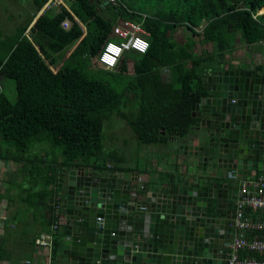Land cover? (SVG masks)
Instances as JSON below:
<instances>
[{"label": "trees", "instance_id": "obj_1", "mask_svg": "<svg viewBox=\"0 0 264 264\" xmlns=\"http://www.w3.org/2000/svg\"><path fill=\"white\" fill-rule=\"evenodd\" d=\"M71 1L73 16L63 7L42 12L29 38L17 37L0 57V82L2 77L14 81L16 91L11 102L0 87V160L29 165L24 202L46 212L59 203V183L67 169L103 168V130L113 111L142 144H165L169 137L188 134L195 121L192 106L213 60L194 52L195 37L212 43L219 59L233 31L247 44L264 40V14L253 18L264 0H139L141 7L135 5L138 0H105L103 8L101 2ZM47 2L37 0L36 8ZM65 18L72 20L68 29L61 26ZM120 20L141 23L149 48L134 56L125 52L115 68L103 69L98 55ZM177 27L190 36L177 41ZM164 68L168 81L161 77ZM130 92L137 108L120 111L122 97L123 106L131 104ZM41 144L48 149L35 155Z\"/></svg>", "mask_w": 264, "mask_h": 264}, {"label": "water", "instance_id": "obj_2", "mask_svg": "<svg viewBox=\"0 0 264 264\" xmlns=\"http://www.w3.org/2000/svg\"><path fill=\"white\" fill-rule=\"evenodd\" d=\"M202 84L192 134L175 141L177 173L146 205L115 174L67 171L62 264H227L237 190L222 172L264 164V73L219 66Z\"/></svg>", "mask_w": 264, "mask_h": 264}, {"label": "crops", "instance_id": "obj_3", "mask_svg": "<svg viewBox=\"0 0 264 264\" xmlns=\"http://www.w3.org/2000/svg\"><path fill=\"white\" fill-rule=\"evenodd\" d=\"M36 1L32 0L34 14L28 19H26L27 16L24 10V0H8L11 8H7L6 12L2 11L4 7L0 8V49L1 46L3 47L0 57L2 54L4 55V52L8 50L7 47L17 37L29 38L34 22L42 15V12H55L63 7L72 15L71 8L74 3L71 0H68V3L64 0V4L58 9L57 7H51L40 10L36 8ZM91 1H95L97 4L101 2L100 8H103L106 4L105 0ZM102 3L104 5L101 6ZM257 12L258 16L263 15L264 8H258ZM74 19L78 25H81L77 17H74ZM262 19L264 22V18ZM62 23L64 24V28L68 29L72 25V20L65 18ZM200 30L199 28L196 31L200 32ZM233 32L235 33L234 38H230L231 35L227 37L231 45L224 51L222 59H219V52L214 51L212 43H204L199 37H195L196 45L194 52L199 55L207 54L213 56V60L206 65L207 69L222 66L227 69L255 70L264 73V40L247 44L242 40L240 32ZM175 33L178 34L176 35ZM175 33L174 36L177 41H179V38L181 39L191 34L190 31L185 30L183 27H177ZM161 77L164 81H168L169 70L164 68ZM131 104H136V108L138 106L137 101L135 103L131 102ZM130 110H135V108ZM123 120L125 121L126 134H130V140L135 142V146L132 147L131 144L126 145L125 142L123 149H118L119 147L115 150L110 149L105 151L103 149L99 156L100 164L103 168L101 170L90 167L84 168L91 172H98L101 175L112 173L121 176L124 180L131 182L129 195L136 193L137 198L141 202H145L146 205L147 197L155 190V187L165 183L173 173H177L179 152L174 148L175 141L178 140L177 145L182 143V140L184 142L187 136L192 134L191 128L184 137H169L165 144L147 145L142 144L138 140L127 121ZM44 149L47 150L48 146L42 149H36L35 147L33 151H39L40 156H42V154L44 155ZM28 168L29 165L25 163L19 164L14 161L0 160V264H19L24 260H29L33 264H62L60 244L64 218L60 194L63 179L70 168L64 172L65 174L63 173L62 183H59L58 204L61 206V210L57 211L55 205L54 210L47 212L43 211V209H38V207L36 208L34 203L24 202L23 198L26 197V194L23 193L24 189H27L30 185L27 172L25 171ZM231 170L222 172V181L230 191L237 190L238 192L240 188L238 181L255 180L259 177L264 178V164H260L256 170L247 167L244 170H232L237 175L236 181L227 178V174ZM131 199L133 198L131 197ZM45 204L47 203L45 202ZM250 211L247 210L246 213L251 215ZM54 225L57 227L53 228ZM228 229L229 227L225 234L232 233L234 235V229L232 228V231ZM16 230H18L17 233H15ZM43 234H46L50 238V246L44 249L36 243V240L40 239V236Z\"/></svg>", "mask_w": 264, "mask_h": 264}, {"label": "built area", "instance_id": "obj_4", "mask_svg": "<svg viewBox=\"0 0 264 264\" xmlns=\"http://www.w3.org/2000/svg\"><path fill=\"white\" fill-rule=\"evenodd\" d=\"M113 4L117 0H106ZM64 0H48L44 8L61 7ZM258 12L253 14L256 20ZM64 27V24L61 23ZM148 34L141 23L120 21L111 33V39L98 55L97 64L105 68H114L125 52L144 54L149 43ZM234 178L233 173L228 174ZM251 210V215L246 211ZM42 249L50 246V238L46 234L36 240ZM231 253L227 264H264V178L240 182L235 201L234 237L230 244ZM19 264H33L24 260Z\"/></svg>", "mask_w": 264, "mask_h": 264}, {"label": "rangeland", "instance_id": "obj_5", "mask_svg": "<svg viewBox=\"0 0 264 264\" xmlns=\"http://www.w3.org/2000/svg\"><path fill=\"white\" fill-rule=\"evenodd\" d=\"M66 2L68 3V0H66ZM137 3L135 4L137 7H141V3L138 1H136ZM24 10H25V14H26V19H28L31 15L34 14V7L32 5V0H24ZM4 9L2 11H5L8 9L11 8V4L8 3V0H1L0 2V8H3ZM260 20L262 21L263 19H261L260 17ZM239 32V31H238ZM232 34H230V38H234V32H231ZM176 34V33H175ZM178 34V33H177ZM176 34V35H177ZM181 39L179 38V41ZM3 50V47L1 46V49H0V53L1 51ZM134 53L132 52H128V55H131V56H134L133 55ZM4 56L3 54L1 55V57ZM93 62V61H92ZM126 81L125 83L123 84L124 86L126 85ZM1 89L3 90L5 96L7 97V99L11 102L15 101V98H16V91H15V84H14V81L10 80V79H7V78H4L2 77L1 78V85H0ZM123 99L121 100L120 102V105H119V109L120 111H123V112H128L130 109H134L136 108L134 104H128L126 106H123V102H124V97H122ZM130 100L131 102L135 103L136 102V99L133 97V92H130ZM123 124V125H122ZM130 134H126V129H125V121L118 117L116 115V111H113L112 112V115H110V117L106 120L105 122V125H104V130H103V149L106 151V150H115L117 149V147H119L118 149H123L124 145H125V142H126V145L128 144H131V146H135V142L134 141H131L130 138L131 136ZM126 140V141H125ZM46 145L45 144H41V145H37L36 146V149H42V148H45ZM34 154L35 155H38L39 154V151L35 150L34 151ZM47 154H48V157L50 159L52 154L50 152L47 151ZM49 159V160H50ZM18 230H16L15 233H17Z\"/></svg>", "mask_w": 264, "mask_h": 264}, {"label": "bare ground", "instance_id": "obj_6", "mask_svg": "<svg viewBox=\"0 0 264 264\" xmlns=\"http://www.w3.org/2000/svg\"><path fill=\"white\" fill-rule=\"evenodd\" d=\"M229 173H233V175H234V178H229V176H228V174ZM228 174H227V178L228 179H234L233 181H236V179H237V175L234 173V171H232L231 170V172H228ZM116 175V174H115ZM236 175V176H235ZM118 176V175H117ZM119 177H121V176H119ZM239 182V184H240V182L241 181H238ZM133 189V188H132ZM130 190H131V188H130ZM130 190H129V193H130ZM239 191V190H238ZM237 195H238V192H237ZM132 198H137V196H136V193H133L132 195H130ZM236 201V200H235ZM56 209H57V211H60L61 210V206H59V204L58 205H56ZM234 213H235V209H234ZM98 220H100V218H98ZM233 226H232V228L234 229V214H233ZM57 226L56 225H54L53 226V228H56ZM232 234V233H231ZM232 236L234 237V235L232 234ZM233 237H232V239H231V241H230V243L232 242V240H233ZM230 243H229V245H228V248L230 247ZM229 250H230V248H229ZM230 253H231V250H230ZM230 253H229V255H230ZM229 258V257H228ZM228 258H227V261H228Z\"/></svg>", "mask_w": 264, "mask_h": 264}, {"label": "clouds", "instance_id": "obj_7", "mask_svg": "<svg viewBox=\"0 0 264 264\" xmlns=\"http://www.w3.org/2000/svg\"><path fill=\"white\" fill-rule=\"evenodd\" d=\"M64 28V27H63ZM118 64V63H117ZM98 66H100V65H98ZM101 68H103V69H110V68H105V67H103V66H100ZM115 68V67H114ZM113 69V68H112Z\"/></svg>", "mask_w": 264, "mask_h": 264}, {"label": "flooded vegetation", "instance_id": "obj_8", "mask_svg": "<svg viewBox=\"0 0 264 264\" xmlns=\"http://www.w3.org/2000/svg\"><path fill=\"white\" fill-rule=\"evenodd\" d=\"M234 211V210H233Z\"/></svg>", "mask_w": 264, "mask_h": 264}]
</instances>
